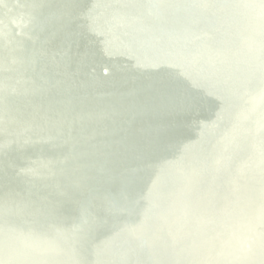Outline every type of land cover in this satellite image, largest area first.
Wrapping results in <instances>:
<instances>
[{"label": "bare ground", "instance_id": "bare-ground-1", "mask_svg": "<svg viewBox=\"0 0 264 264\" xmlns=\"http://www.w3.org/2000/svg\"><path fill=\"white\" fill-rule=\"evenodd\" d=\"M0 264H264V0H0Z\"/></svg>", "mask_w": 264, "mask_h": 264}, {"label": "water", "instance_id": "water-1", "mask_svg": "<svg viewBox=\"0 0 264 264\" xmlns=\"http://www.w3.org/2000/svg\"><path fill=\"white\" fill-rule=\"evenodd\" d=\"M250 240V238L247 240V242H245L244 244V246H243V248H242V250L241 251H243V252H245V251H247V248H248V246H247V244H248V241ZM240 251V252H241Z\"/></svg>", "mask_w": 264, "mask_h": 264}]
</instances>
